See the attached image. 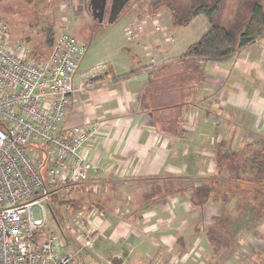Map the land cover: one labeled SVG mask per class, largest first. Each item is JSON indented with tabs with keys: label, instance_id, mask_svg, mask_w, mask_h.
Instances as JSON below:
<instances>
[{
	"label": "crops",
	"instance_id": "obj_1",
	"mask_svg": "<svg viewBox=\"0 0 264 264\" xmlns=\"http://www.w3.org/2000/svg\"><path fill=\"white\" fill-rule=\"evenodd\" d=\"M165 22L169 32L152 34L148 24L135 41L123 32L126 43L117 45L118 62L95 71L83 58L80 65H86L85 70L75 76V86L88 88L73 99L62 129L99 124L96 137L84 148L96 169L83 183L94 179L89 187L93 193L101 183L107 187L105 194L97 196V208L66 206L72 215L61 225L71 227L80 212L96 233L84 252L79 251L72 230L64 232L61 241L67 252L82 263L92 258L102 264H221V253L235 256L234 249L211 252L198 223L201 210L191 205L190 192L179 188L145 201L143 193L152 185L137 188L144 182L176 178L198 181L193 185L197 186L217 178L214 159L220 147L241 151L248 145L260 146L264 141V36L217 61H184L189 46L207 32V19L199 15L186 27L172 28L169 14ZM109 40L110 36L104 44ZM159 52L160 58H170L166 65L153 59ZM193 64L199 69L192 73ZM81 193L72 191L73 200L82 201ZM58 207L62 213L63 206ZM259 223L264 224V219ZM186 227L192 230L188 234ZM196 236H202L205 249L210 250L205 259L193 249L202 244L193 240Z\"/></svg>",
	"mask_w": 264,
	"mask_h": 264
},
{
	"label": "built area",
	"instance_id": "obj_2",
	"mask_svg": "<svg viewBox=\"0 0 264 264\" xmlns=\"http://www.w3.org/2000/svg\"><path fill=\"white\" fill-rule=\"evenodd\" d=\"M145 24L128 25V40L136 39ZM86 51V43L62 31L37 61L0 19V264H81L61 241L64 232L72 230L79 251L94 240L96 233L80 212L71 227L57 224L59 233L43 231L47 210L54 216L55 197L71 193L96 169L84 148L99 124L62 129L73 99L88 88L74 85ZM41 146L47 149L37 159Z\"/></svg>",
	"mask_w": 264,
	"mask_h": 264
},
{
	"label": "rangeland",
	"instance_id": "obj_3",
	"mask_svg": "<svg viewBox=\"0 0 264 264\" xmlns=\"http://www.w3.org/2000/svg\"><path fill=\"white\" fill-rule=\"evenodd\" d=\"M179 1L186 5V7H190L198 0ZM238 1L239 0H224V8L221 14L223 17L222 20L227 17H231L229 16V12L234 8ZM261 1L262 0H259V2ZM88 2L89 0H0V19L6 21L9 24L11 28V35L14 41L23 42L28 46L29 53H31V51L34 49H38L39 52H44L43 45L46 34L49 30H53L54 38H56L62 31L70 32L79 41L87 44L84 62L86 65L90 64L93 66L95 71H101L103 67L109 66L110 64H114L115 62L119 61L115 57L117 45H119V43L122 41H125L126 43L123 32L125 33L126 27L133 22L148 20L143 31L137 36L136 39L132 41L137 40L139 36L145 32L147 29L146 26L148 24L152 26V34L158 35L160 33H167L170 30L167 22H165V19L168 18V15L170 14L168 8L159 9L157 14L152 16H156V19H152V17L146 13L148 0L129 1L118 14V18L112 24H108L106 20L107 16H104L102 24H97L92 19L88 10ZM139 14H142V16L139 17V19H136L135 15ZM109 36L111 37V40H109L110 43L104 44V39L108 38ZM169 38L170 37L165 36L166 41H172V39ZM160 54L161 52H159L158 55L156 54V57L154 56L153 59L157 65H166L170 61V58H160ZM86 65L84 67L83 65H80L78 71L83 72ZM255 144L257 143L255 142ZM46 149V146H41L39 150H35V157L37 159H42ZM216 177L218 182L223 187L227 186L228 182L226 172L222 171L221 173H217ZM175 180L176 181H172L184 186L186 193L190 192L191 186L198 183V181H191L188 180V178H176ZM92 181L95 180L89 179L86 181V183L82 182L72 189L73 192H82L80 194V199L82 201L80 202L73 200L75 196L72 195L73 193H69L63 198L55 197V200H53V206L55 207L56 205V207L53 214L56 218L49 210H47V222L43 228L45 233L53 231L55 233H59L57 224H62V219L67 220V218L69 219L70 215H72L71 212H69L70 209L66 207L67 205L63 206L62 213L60 212V209L59 207L57 208V205L62 206L60 204L61 201H70L69 204L74 203V207H76L75 205L77 204L95 208L99 206L96 203L97 196H102L105 194V189H107V187H105V183H101V181L96 180V182H100L101 184L98 185V192L93 193L92 190L89 189L91 183H93ZM158 183L159 182L154 181L145 184L144 182L141 185H138L137 189H143L146 187L145 185L155 186L158 185ZM114 184L115 186L118 185V183ZM237 199L238 201L224 206V208H226L228 211L229 222L231 225L232 242L234 244L235 254V256H233L235 258H232L233 256H230L227 253H221L222 255L220 260L222 263H220L260 264L264 255V224H258L257 222H254L252 195H247L243 198ZM196 212H198V210H196ZM221 212L222 204H209L205 209H202L201 212H198L200 213L198 223L201 225L202 229H204L206 226L211 224L210 217H212L214 214L219 215ZM35 213L37 214V211H35ZM191 227L192 226L189 223V228ZM191 231V229L189 230L186 227V234L190 233ZM193 240L202 241L201 245L197 243L194 245L193 249L195 250V253H199V255L204 259L205 255L208 253L211 254L210 250L205 249V243L202 239V236H199L198 239L196 236V238H193ZM83 263L81 262V264ZM85 263L102 264V262L99 260L92 258L90 260L89 258L87 260L85 258ZM216 264L219 263L216 261Z\"/></svg>",
	"mask_w": 264,
	"mask_h": 264
},
{
	"label": "trees",
	"instance_id": "obj_4",
	"mask_svg": "<svg viewBox=\"0 0 264 264\" xmlns=\"http://www.w3.org/2000/svg\"><path fill=\"white\" fill-rule=\"evenodd\" d=\"M147 5L146 13L151 17L157 14L159 9L168 8L172 28L186 27L193 17L199 15L206 17L208 30L197 42L189 46L184 61H217L234 55L264 36V0H239L229 12L231 17L224 20L221 16L224 0H198L190 7H186L179 0H148ZM141 16L142 14L139 17ZM54 42V32L49 30L43 45L44 52L34 49L30 53L31 57L40 61L51 50ZM190 66L192 73L199 69L196 64ZM214 163L218 173L226 172L227 186L223 187L215 177H211L197 186H191L189 201L201 211L209 203L222 204V212L211 217V224L202 229L211 252L216 255L221 250L234 249L225 205L238 201L237 198L252 195L254 222L258 223L264 219V141L258 148L248 145L241 151L220 147L216 151ZM179 188L184 187L173 181L161 182L144 192L143 199L152 201L162 198ZM69 203L70 201L60 202L62 206H70Z\"/></svg>",
	"mask_w": 264,
	"mask_h": 264
},
{
	"label": "water",
	"instance_id": "obj_5",
	"mask_svg": "<svg viewBox=\"0 0 264 264\" xmlns=\"http://www.w3.org/2000/svg\"><path fill=\"white\" fill-rule=\"evenodd\" d=\"M106 1L107 0H89L88 2V10L91 14L92 19L97 24L103 23L106 9ZM128 1L129 0H112V5L107 19L108 24L114 23L118 14L121 12V10L127 4Z\"/></svg>",
	"mask_w": 264,
	"mask_h": 264
},
{
	"label": "flooded vegetation",
	"instance_id": "obj_6",
	"mask_svg": "<svg viewBox=\"0 0 264 264\" xmlns=\"http://www.w3.org/2000/svg\"><path fill=\"white\" fill-rule=\"evenodd\" d=\"M129 1H131V0H129ZM129 1H128V2H129ZM128 2H127V3H128ZM111 5H112V0H107V1H106L105 14H104V16H107V19H108V16H109V11H110ZM107 19H106V20H107Z\"/></svg>",
	"mask_w": 264,
	"mask_h": 264
}]
</instances>
